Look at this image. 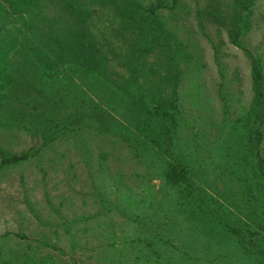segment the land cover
<instances>
[{
    "label": "rangeland",
    "instance_id": "1",
    "mask_svg": "<svg viewBox=\"0 0 264 264\" xmlns=\"http://www.w3.org/2000/svg\"><path fill=\"white\" fill-rule=\"evenodd\" d=\"M152 1L139 0L143 5ZM45 2L43 14L27 33L35 44L50 46L52 33H61L64 27L70 34L85 25L95 50L104 56L107 83L127 78L133 70L137 84L166 101L177 99L181 110L177 140L191 162L192 176L225 206L230 224L239 219L249 223L253 248L244 251L231 234L212 231L201 214L179 211L160 163L159 155L165 153L162 129L139 130L141 108L126 91L125 101L116 96L114 104L102 105L129 129L130 143L95 130L100 123L92 117L86 119L89 125L78 139L69 138L42 158L0 175V264H153L140 252L141 245L132 243L136 237L150 239L153 233L158 244L163 245L162 239L169 242L164 245L163 264H264V231L258 226L264 167L249 168L238 152L237 139L229 136L235 132L229 124L244 113L253 96L245 51L260 58L264 74V0L254 1L250 29L240 38L244 50L229 42L219 19L203 16L198 23L197 9L203 11L209 0H178L181 5L173 10L164 8L162 25L186 52L177 80L163 39L140 51L132 47L140 26L130 25L113 4L95 2L96 12L83 18L60 0ZM82 49L79 54L91 55V48ZM59 52L67 58L61 65L77 64L71 53L55 50ZM70 111L68 107L64 112ZM146 135L150 143L144 151L135 137L147 140ZM36 144L23 132L0 135V145L12 152ZM260 153L264 158V127ZM91 179L99 183L102 197L115 203L110 217L89 220L101 211Z\"/></svg>",
    "mask_w": 264,
    "mask_h": 264
},
{
    "label": "trees",
    "instance_id": "2",
    "mask_svg": "<svg viewBox=\"0 0 264 264\" xmlns=\"http://www.w3.org/2000/svg\"><path fill=\"white\" fill-rule=\"evenodd\" d=\"M60 1L83 18L96 12L92 6L95 2L113 4L114 11L129 19L130 25L140 26L139 36L135 40L137 44H133L132 47L140 51L154 41L163 39L171 53V73L176 80L178 79L176 74L181 72L179 62L186 60V52L181 42L162 25L163 9L168 7L173 10L181 5L178 0H153L147 5L141 4L139 0ZM254 1L209 0L203 11L197 9V15L200 17L198 23L201 24L203 16L219 19L218 24L226 30L229 42L244 50L240 38L250 29ZM45 3V0H0V135L23 132L37 142L36 146L22 152H12L4 145H0V175L11 168L42 158L46 151L69 138L78 139L87 130L86 126L89 123L86 119L92 117L100 123L93 127L95 130L113 134L116 139L125 138L124 140L130 143V135H127L129 129L110 115L102 105L109 102L114 104L117 101L116 96L123 101L122 92L129 91L131 100L138 102L141 108L138 113H142V116L137 120V124L142 127L139 130L146 127L162 129L160 138L163 140L160 144L164 145L165 153L159 155L162 159L160 163H163L161 165L165 170V178L177 200L179 211L187 214L190 212L192 215L201 214L203 220L208 221L212 231L231 234L244 251L253 248L249 241L252 239L249 231L253 232V229L249 223L239 219L236 223L230 224V220L225 216L227 214L225 206L217 203L192 176L191 162L182 155V147L177 140L181 118L177 99L174 97V100L166 101L157 92L137 84L133 70L127 78L107 83L103 78L104 56L100 50H95L94 42L85 25L79 31L70 34L64 27L58 34L51 31L53 43L50 46L35 44L27 33L28 30L31 31L35 18H40L43 14ZM57 35H60V38H57ZM81 46L91 48V55L79 54ZM55 50L71 53L77 64L61 65L67 58L60 52V55H57ZM245 52L250 61L253 96L244 113L229 124L235 130L230 132L229 136H235L237 139L238 152L246 165L252 170H259L264 167V158L260 153L264 127V74L260 58L254 57L249 51ZM84 88H87L88 92ZM102 90L112 94L104 96L101 94ZM68 107L71 111L64 112ZM107 117L109 122L106 120ZM145 138L147 140L135 137V141L144 145L142 150L147 151L150 138L147 135ZM91 182L94 194L100 198L98 205L101 211L90 215L89 220L101 215L110 217L115 209V203L102 197L98 182L95 183L94 179H91ZM258 194L260 195L259 191ZM260 207L262 211L258 217L261 222L258 226L264 231V205ZM156 234L148 235L150 239L136 237L132 243L135 247L141 245L140 252H144V257L153 261V264H163L160 261L164 245L169 242L162 239L163 245L158 244L155 240ZM31 256L35 258V255Z\"/></svg>",
    "mask_w": 264,
    "mask_h": 264
}]
</instances>
